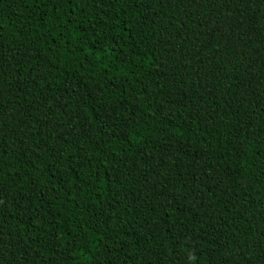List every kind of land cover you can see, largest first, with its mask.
Masks as SVG:
<instances>
[{
  "label": "trees",
  "instance_id": "obj_1",
  "mask_svg": "<svg viewBox=\"0 0 264 264\" xmlns=\"http://www.w3.org/2000/svg\"><path fill=\"white\" fill-rule=\"evenodd\" d=\"M0 264H264V0H0Z\"/></svg>",
  "mask_w": 264,
  "mask_h": 264
}]
</instances>
